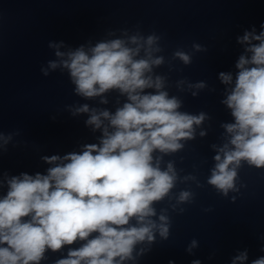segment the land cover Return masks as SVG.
Here are the masks:
<instances>
[{"label":"clouds","instance_id":"1","mask_svg":"<svg viewBox=\"0 0 264 264\" xmlns=\"http://www.w3.org/2000/svg\"><path fill=\"white\" fill-rule=\"evenodd\" d=\"M125 36L98 42L87 51L83 45L67 53L56 51L59 63L49 61L51 69L68 70L75 93L83 98L103 97L115 90L127 99L114 113L88 104L70 109L73 115L88 114L86 125L101 133L98 144H85L81 152L64 156L42 157L52 165L47 174L22 172L10 178L5 174L0 181V188L7 185L6 194L0 195V264H41L46 251L58 252L65 246H69L67 256L54 264H124L136 259L137 245L153 243L157 232L168 239V216L159 215V223L152 217L154 205L170 195L178 177L171 162L164 169L160 164L164 155L184 147L182 140L194 138V125L202 124L206 114L179 111L182 102L164 90L165 78L154 76L153 68L164 63L163 56L154 55L162 50L160 36L126 32ZM238 39L248 45L245 51L250 55L239 57L234 86L222 101L234 122L222 125L229 139L217 149L207 181L225 196L238 191L235 182L241 161L264 168V30L246 31ZM192 47L203 50L199 44ZM173 58L185 65L192 62L182 50H176ZM41 72L48 76L47 70ZM219 78L233 85L231 73L220 72ZM189 87L203 89L205 84ZM10 139L11 135L0 133L4 145ZM192 198L193 193L184 190L177 203ZM77 242H82L79 247H70ZM196 244L193 240L188 251ZM247 259L245 251L232 264H245ZM251 264H264V256Z\"/></svg>","mask_w":264,"mask_h":264}]
</instances>
